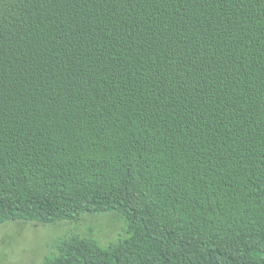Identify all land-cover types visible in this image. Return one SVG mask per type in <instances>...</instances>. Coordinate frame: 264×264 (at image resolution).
<instances>
[{
    "label": "trees",
    "instance_id": "16d2710c",
    "mask_svg": "<svg viewBox=\"0 0 264 264\" xmlns=\"http://www.w3.org/2000/svg\"><path fill=\"white\" fill-rule=\"evenodd\" d=\"M8 221L74 224L36 264H264V0H0Z\"/></svg>",
    "mask_w": 264,
    "mask_h": 264
},
{
    "label": "rangeland",
    "instance_id": "374dc122",
    "mask_svg": "<svg viewBox=\"0 0 264 264\" xmlns=\"http://www.w3.org/2000/svg\"><path fill=\"white\" fill-rule=\"evenodd\" d=\"M112 213L114 212L102 214L97 222L94 218H85L83 223L78 224V231L85 232L89 227L93 232L91 235L95 237V231L98 229L102 232L101 238L104 242L118 238L123 234L124 223ZM71 228L75 230L72 223L43 226L8 221L0 224V264H36L41 256L49 251L51 239L58 234L67 233Z\"/></svg>",
    "mask_w": 264,
    "mask_h": 264
}]
</instances>
